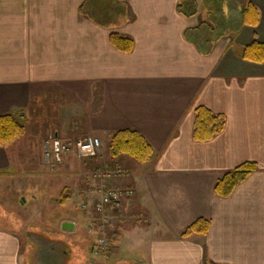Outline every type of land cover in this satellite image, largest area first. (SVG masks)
Wrapping results in <instances>:
<instances>
[{
    "label": "crops",
    "instance_id": "obj_1",
    "mask_svg": "<svg viewBox=\"0 0 264 264\" xmlns=\"http://www.w3.org/2000/svg\"><path fill=\"white\" fill-rule=\"evenodd\" d=\"M217 1L195 0L201 9L187 18L180 0H0V116L20 112L25 122L46 113L42 144L50 135L104 141L105 151L81 162L95 161L85 180L134 192L109 227L117 243L104 253L90 247L101 264L127 252L129 264H264V64L240 58L252 42L264 44V0H229L238 14L228 9L229 32L207 29L214 39L199 42L201 18ZM248 4L258 11L256 27L241 24ZM111 34L132 39L133 50H116ZM197 107L225 119L207 143L192 139ZM123 130L146 139L149 162L109 156L111 136ZM246 163L253 173L217 197L215 184ZM10 167L0 148V183ZM198 220L208 221L206 234L181 238ZM66 240L51 243L60 258L44 256L45 248L27 252L0 228V264H68Z\"/></svg>",
    "mask_w": 264,
    "mask_h": 264
},
{
    "label": "rangeland",
    "instance_id": "obj_2",
    "mask_svg": "<svg viewBox=\"0 0 264 264\" xmlns=\"http://www.w3.org/2000/svg\"><path fill=\"white\" fill-rule=\"evenodd\" d=\"M200 1L197 0L198 3ZM204 1L206 4L207 0ZM223 1H225L224 4ZM235 1L239 2L238 0ZM229 5H231L229 0H218L217 6L212 5L210 12L201 18V22L204 24H201L199 42L207 37V29L214 28L220 37L226 36L225 33L229 30H225L228 27L225 21L230 22L229 18H226L230 14L236 18L238 16L235 13L237 9L233 8L230 12ZM196 9L199 11L201 8L197 7ZM228 9L230 14L227 12ZM233 22V29H236L237 23L235 20ZM210 37L214 39L215 36L207 38L210 39ZM75 107L79 108L81 105H75ZM51 109L50 114L53 115L54 113V116H57V113L51 112ZM37 116L38 118L35 119L32 115H28L24 122V134L6 146L11 167L9 168L10 176L3 183H0V228L18 236L21 243L26 246L27 252L35 250L39 254L41 253L40 250L45 248L46 252H42L44 256L51 254L60 258V253H56L55 249L51 248V243L59 242L63 240V237H67L66 243L68 244L64 249L69 256L64 259L67 260L68 264H101L96 259L97 257L89 252L90 247L100 236L96 222L94 226L95 220H91V204H87L88 209L85 213L80 209L88 190L91 186L96 185L93 179L85 180L84 178L86 173H92L89 171L90 169L93 170L96 167L95 161L94 163H92L93 160L87 161L85 165H82L76 160L69 159V161H64L65 163L57 167L56 170L44 166L42 141L49 134L45 131V127L50 125V118L47 117L46 113H41L40 110ZM101 143L103 152L106 145L104 141ZM83 188L85 189L83 190ZM62 222L75 224V232L70 234L62 231L60 228ZM109 234L110 230L108 229L107 239ZM34 242L39 244L41 249L33 246ZM106 250H108L107 247L103 252ZM129 256L128 252L127 255L122 253V262L119 261L117 264H129L125 261V258ZM51 262L52 264L58 263L54 260ZM106 264H113V260L106 262Z\"/></svg>",
    "mask_w": 264,
    "mask_h": 264
},
{
    "label": "trees",
    "instance_id": "obj_3",
    "mask_svg": "<svg viewBox=\"0 0 264 264\" xmlns=\"http://www.w3.org/2000/svg\"><path fill=\"white\" fill-rule=\"evenodd\" d=\"M177 11L184 17H192L197 9L195 0H180ZM259 22L257 9L248 4L241 12V24L256 27ZM111 45L122 53H130L133 50V41L128 37L117 34L110 35ZM240 58L254 64H264V44L257 41L244 47ZM225 127V119L222 115L215 114L204 107L194 110V121L192 139L197 143H207L219 135ZM25 132L24 116L20 112H13L0 116V148L13 143ZM108 154L115 158L125 155L133 158L139 163H147L151 160L153 151L146 139L137 132L123 130L114 133L108 144ZM255 167L246 163L232 172L226 173L214 186V193L219 198H226L233 190L241 184L253 171ZM209 227L206 220H198L180 233L181 238H188L193 234L205 235ZM118 232L109 234L107 248L115 245L118 240Z\"/></svg>",
    "mask_w": 264,
    "mask_h": 264
},
{
    "label": "built area",
    "instance_id": "obj_4",
    "mask_svg": "<svg viewBox=\"0 0 264 264\" xmlns=\"http://www.w3.org/2000/svg\"><path fill=\"white\" fill-rule=\"evenodd\" d=\"M102 149L101 140L93 136H85L80 139H61L49 136L43 142V156L46 164L60 165L65 159L74 158L77 162H83L94 157ZM117 174L122 171L120 168ZM104 170L100 176L106 175ZM134 195L129 188H107L102 183L91 186L85 195L86 201L81 210L86 212L87 204H91L92 216L95 217L97 230L100 236L97 240V250L102 251L106 247V233L114 220L121 218L120 208L124 202L129 201Z\"/></svg>",
    "mask_w": 264,
    "mask_h": 264
},
{
    "label": "water",
    "instance_id": "obj_5",
    "mask_svg": "<svg viewBox=\"0 0 264 264\" xmlns=\"http://www.w3.org/2000/svg\"><path fill=\"white\" fill-rule=\"evenodd\" d=\"M60 228L62 231L72 233L75 232L76 226L73 223L63 222Z\"/></svg>",
    "mask_w": 264,
    "mask_h": 264
}]
</instances>
